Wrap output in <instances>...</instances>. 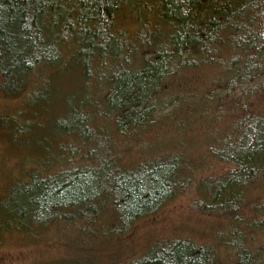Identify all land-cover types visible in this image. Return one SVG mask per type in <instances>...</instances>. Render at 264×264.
Listing matches in <instances>:
<instances>
[{
  "label": "trees",
  "instance_id": "1",
  "mask_svg": "<svg viewBox=\"0 0 264 264\" xmlns=\"http://www.w3.org/2000/svg\"><path fill=\"white\" fill-rule=\"evenodd\" d=\"M5 102L1 129L31 150L32 171L0 198L19 251L59 241L58 264L264 262V0H0ZM23 109L35 124L18 126ZM171 204L223 227L120 263L116 247Z\"/></svg>",
  "mask_w": 264,
  "mask_h": 264
},
{
  "label": "rangeland",
  "instance_id": "2",
  "mask_svg": "<svg viewBox=\"0 0 264 264\" xmlns=\"http://www.w3.org/2000/svg\"><path fill=\"white\" fill-rule=\"evenodd\" d=\"M77 85L74 79L69 82V87L72 89H75ZM6 104L7 102L0 103V112L2 108L7 109ZM10 104V108H13V103ZM24 105L22 104L21 107L24 108ZM55 107L59 108L58 105ZM23 111L24 115H20ZM12 117L15 118L19 127H21L19 121L22 122L23 118L28 119L30 124H35L37 120L34 112L29 109L18 110L13 113ZM43 120L46 124H51L48 117L43 118ZM1 128L2 126L0 127V198L3 199L7 195V191L4 193L6 186L9 189L24 173L31 172L32 166L24 164L27 160L26 157L31 153L29 147L20 145L23 142H17V140L12 142L9 135H6L7 131ZM24 128L27 130L28 125ZM30 130L33 133L28 140L30 142L28 145L33 146L32 136L34 135L37 142L39 133L34 126H30ZM33 147L40 150L39 146ZM221 226L223 227V223L219 218L204 213L195 214L193 211H189L184 204H171L157 211L151 218L144 219L136 225L124 240L128 237L129 239L123 244H119L113 255L120 258V263H124L128 259L142 254L152 242L164 239H190L197 243H211L214 231L219 230ZM3 236L4 234L0 231V264H36L38 262L36 257L40 255L43 257L38 264H58V259L64 258L66 253V248L59 245V241H53V243L58 244H46L41 249L21 246L22 249L19 251L20 247L14 242H11V245L9 242H5ZM106 264L108 263L106 262Z\"/></svg>",
  "mask_w": 264,
  "mask_h": 264
}]
</instances>
